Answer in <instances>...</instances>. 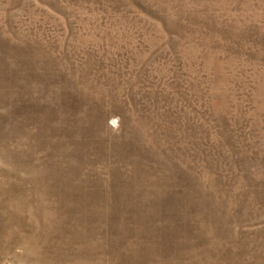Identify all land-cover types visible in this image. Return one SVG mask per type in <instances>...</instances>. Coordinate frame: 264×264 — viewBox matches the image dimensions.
Instances as JSON below:
<instances>
[{
	"label": "rangeland",
	"instance_id": "1",
	"mask_svg": "<svg viewBox=\"0 0 264 264\" xmlns=\"http://www.w3.org/2000/svg\"><path fill=\"white\" fill-rule=\"evenodd\" d=\"M0 264H264V0H0Z\"/></svg>",
	"mask_w": 264,
	"mask_h": 264
},
{
	"label": "bare ground",
	"instance_id": "2",
	"mask_svg": "<svg viewBox=\"0 0 264 264\" xmlns=\"http://www.w3.org/2000/svg\"><path fill=\"white\" fill-rule=\"evenodd\" d=\"M26 252V251H25Z\"/></svg>",
	"mask_w": 264,
	"mask_h": 264
}]
</instances>
